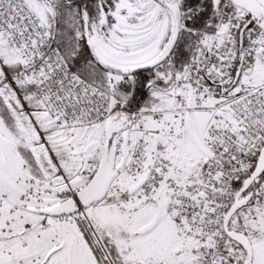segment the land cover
Returning a JSON list of instances; mask_svg holds the SVG:
<instances>
[{"label": "snow or ice", "instance_id": "obj_1", "mask_svg": "<svg viewBox=\"0 0 264 264\" xmlns=\"http://www.w3.org/2000/svg\"><path fill=\"white\" fill-rule=\"evenodd\" d=\"M0 264H264V0H0Z\"/></svg>", "mask_w": 264, "mask_h": 264}]
</instances>
